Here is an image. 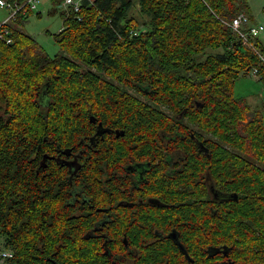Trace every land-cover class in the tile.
<instances>
[{"label": "trees", "instance_id": "16d2710c", "mask_svg": "<svg viewBox=\"0 0 264 264\" xmlns=\"http://www.w3.org/2000/svg\"><path fill=\"white\" fill-rule=\"evenodd\" d=\"M52 2L63 20L55 34L61 52L49 55L22 29L30 12L7 22L11 42L0 38V238L14 252L9 260L108 264L103 246L121 241L88 236V209L68 203L56 147L111 157L119 145L129 151L134 140L152 139L159 152L166 129L188 155V170L203 155L202 169L221 195L213 208L187 202L162 213L201 219L200 232L188 233L190 248L197 242L190 234L202 235L205 247L215 234V248L227 249L236 264H264V116L234 91L254 66L264 80V64L221 20L249 14L248 0H84L77 11ZM90 114L123 128L131 146L114 135H105L112 143L99 138L89 146ZM92 162L77 184L86 187L89 177L98 189L103 160Z\"/></svg>", "mask_w": 264, "mask_h": 264}, {"label": "flooded vegetation", "instance_id": "af4514ba", "mask_svg": "<svg viewBox=\"0 0 264 264\" xmlns=\"http://www.w3.org/2000/svg\"><path fill=\"white\" fill-rule=\"evenodd\" d=\"M88 116L95 122V131L89 135V146L97 145L99 138L107 144L112 143L113 139L105 138V135L121 137L118 141L131 146L132 138L124 137L123 128L99 121L92 114ZM159 132L158 143L162 144L159 152H155L156 141L152 139L142 143L134 140L135 149L130 147L129 151L119 145L111 157L108 151L96 155L88 150L87 154L86 146L74 150L58 144V152L51 157L65 167L68 203L88 209V236H99L103 243L113 239L121 241L116 247L103 246L108 264H143L142 258L150 260V264H236L227 249L215 248V234L207 240L206 247L202 235L190 234L197 242L195 248L188 246V233L201 230L200 218L189 220L181 212L174 216L169 212L162 213L167 207H173V211L176 207L183 208L187 202H192L191 208L198 210L203 201H208L213 208L215 198L221 194L215 190V179L202 169L204 164L200 159L203 155L197 154V163L188 170V155L170 142L168 130L160 129ZM199 146L203 147L202 143ZM98 156L104 167L99 172L100 187H90L89 177L85 179L86 187L77 184L81 181V168L93 165L92 159ZM108 157L113 163L110 164ZM46 160H41L42 165L47 164ZM118 221L116 231L109 232L107 227Z\"/></svg>", "mask_w": 264, "mask_h": 264}, {"label": "rangeland", "instance_id": "374dc122", "mask_svg": "<svg viewBox=\"0 0 264 264\" xmlns=\"http://www.w3.org/2000/svg\"><path fill=\"white\" fill-rule=\"evenodd\" d=\"M248 13L254 22L264 25V0H248ZM52 0H40L37 8L30 12L23 21L22 29L41 44L49 55L54 56L62 51L55 34L62 28L63 20L58 11H52ZM65 8L63 4L60 6ZM11 8L0 5V23L10 15ZM39 12V14H37ZM132 12H137L133 7ZM17 25V24H16ZM19 26V25H18ZM263 32V33H262ZM264 40V28L261 31ZM235 95L244 97L253 107H260L264 116V80L251 73L241 74L235 82ZM1 241V238H0Z\"/></svg>", "mask_w": 264, "mask_h": 264}, {"label": "built area", "instance_id": "2783aa9c", "mask_svg": "<svg viewBox=\"0 0 264 264\" xmlns=\"http://www.w3.org/2000/svg\"><path fill=\"white\" fill-rule=\"evenodd\" d=\"M39 1L40 0H25L20 4L16 1L10 2L8 0H0L1 6L11 8V12L8 18L4 22L0 23V38H5L7 42H11L12 38L10 36L6 37V35L9 33L7 22L15 20L20 13L25 14L34 11L38 6ZM81 3L82 0H62V4L64 7H71L75 11L80 8ZM221 20L232 28V31L234 32L236 38L239 39V41L243 44L248 45L254 51V53L257 54L260 62L264 64V51H262V49H260V47H258L254 42V39L258 35H260L262 29L264 28L263 25L254 23L250 15L243 11L235 14L229 19L221 18ZM249 73L259 79H263V74L259 66L252 67ZM13 255L14 252L10 248H8L1 240L0 260H9L13 257Z\"/></svg>", "mask_w": 264, "mask_h": 264}, {"label": "crops", "instance_id": "0c3cea01", "mask_svg": "<svg viewBox=\"0 0 264 264\" xmlns=\"http://www.w3.org/2000/svg\"><path fill=\"white\" fill-rule=\"evenodd\" d=\"M84 0H82V2H83ZM86 1H92V0H86ZM263 33V32H262ZM262 33L259 35V37H258V40H259V42L261 43V46L264 48V40H263V38H262ZM0 264H14V263H12L10 260H5V261H1L0 260Z\"/></svg>", "mask_w": 264, "mask_h": 264}, {"label": "water", "instance_id": "95a60500", "mask_svg": "<svg viewBox=\"0 0 264 264\" xmlns=\"http://www.w3.org/2000/svg\"><path fill=\"white\" fill-rule=\"evenodd\" d=\"M233 195H234L235 198H237V193H234Z\"/></svg>", "mask_w": 264, "mask_h": 264}, {"label": "bare ground", "instance_id": "6f19581e", "mask_svg": "<svg viewBox=\"0 0 264 264\" xmlns=\"http://www.w3.org/2000/svg\"><path fill=\"white\" fill-rule=\"evenodd\" d=\"M11 11V10H10Z\"/></svg>", "mask_w": 264, "mask_h": 264}]
</instances>
